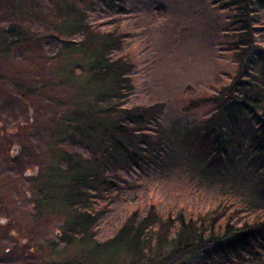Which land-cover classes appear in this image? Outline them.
<instances>
[{
	"label": "trees",
	"instance_id": "16d2710c",
	"mask_svg": "<svg viewBox=\"0 0 264 264\" xmlns=\"http://www.w3.org/2000/svg\"><path fill=\"white\" fill-rule=\"evenodd\" d=\"M117 1L95 3L115 15L129 14ZM210 4L224 17L221 32L229 38L224 51L235 72L224 75L227 84L206 102L212 111L189 132L190 149L198 167L218 174L227 164L235 168L246 160L256 179L252 193L264 198V44L258 41L264 29V0ZM64 18L67 38H58L61 54L64 59L78 56L82 65L63 66L73 102L64 107L57 100L50 119L62 134L70 133L57 140L50 184H40L33 200L35 209L56 200L68 211L55 237L80 251L60 264H264V205L253 201H217L213 210L188 219L183 210L161 217L151 206L143 215L131 214L111 238L94 241V225L132 189L117 171L146 176L162 168L167 154L160 122L164 106L127 105L134 66L128 54L113 57L127 39L117 23L103 32L90 25L86 12L75 4L65 6ZM35 40L16 26L0 29V58ZM5 86L0 80V91H9ZM35 94L34 87L24 90L25 98ZM57 135L61 137V131ZM63 141L90 154L85 158L69 153Z\"/></svg>",
	"mask_w": 264,
	"mask_h": 264
},
{
	"label": "rangeland",
	"instance_id": "374dc122",
	"mask_svg": "<svg viewBox=\"0 0 264 264\" xmlns=\"http://www.w3.org/2000/svg\"><path fill=\"white\" fill-rule=\"evenodd\" d=\"M70 4L83 9L93 27L109 32L117 23L119 33L127 36L123 50L113 54H128L134 66L127 105L164 106L160 122L167 154L162 168L146 176L117 171L132 189L94 225V241L111 238L131 214L143 215L151 206L161 217L183 210L188 219L213 210L217 201L264 205V198L252 193L256 179L246 160L235 168L227 164L218 174L198 167L191 151L189 132L211 113L213 106L206 102L227 84L224 75L235 72L224 51L229 40L221 32L224 17L210 0L117 1L127 15H115L95 0H0V29L16 26L36 38L0 58V80L9 88L0 91V264H60L80 251L55 237L67 220L66 208L56 200L34 207L35 191L50 184L56 168L57 140L70 133L62 134L50 119L57 100L64 107L73 102L64 64L82 65L76 55L63 58L58 40L67 38L64 8ZM261 18L264 23V12ZM258 41L264 44V29ZM33 87L35 97L25 98L24 90ZM62 146L85 158L90 154L67 141Z\"/></svg>",
	"mask_w": 264,
	"mask_h": 264
},
{
	"label": "water",
	"instance_id": "95a60500",
	"mask_svg": "<svg viewBox=\"0 0 264 264\" xmlns=\"http://www.w3.org/2000/svg\"><path fill=\"white\" fill-rule=\"evenodd\" d=\"M59 234L58 233H56V236H58Z\"/></svg>",
	"mask_w": 264,
	"mask_h": 264
}]
</instances>
